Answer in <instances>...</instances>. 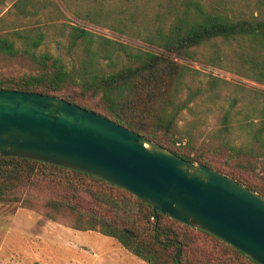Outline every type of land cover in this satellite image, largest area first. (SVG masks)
Listing matches in <instances>:
<instances>
[{
  "label": "trees",
  "instance_id": "trees-1",
  "mask_svg": "<svg viewBox=\"0 0 264 264\" xmlns=\"http://www.w3.org/2000/svg\"><path fill=\"white\" fill-rule=\"evenodd\" d=\"M58 2L62 8L54 0L9 6L0 0V54H20L32 69L0 74V89L52 95L91 110L264 198V179L255 172L257 160L264 161V92L211 75L200 81L197 70L178 61H198L264 85V0ZM63 11L145 48L59 21L66 18ZM183 109L190 118L179 125ZM213 113L217 120L206 125ZM197 137L211 147L197 149ZM220 151L233 158L231 167L216 164L211 155ZM2 202L111 237L145 264H258L120 187L50 163L0 157Z\"/></svg>",
  "mask_w": 264,
  "mask_h": 264
},
{
  "label": "water",
  "instance_id": "water-1",
  "mask_svg": "<svg viewBox=\"0 0 264 264\" xmlns=\"http://www.w3.org/2000/svg\"><path fill=\"white\" fill-rule=\"evenodd\" d=\"M0 157L73 169L264 264V198L102 115L56 96L0 89Z\"/></svg>",
  "mask_w": 264,
  "mask_h": 264
},
{
  "label": "rangeland",
  "instance_id": "rangeland-1",
  "mask_svg": "<svg viewBox=\"0 0 264 264\" xmlns=\"http://www.w3.org/2000/svg\"><path fill=\"white\" fill-rule=\"evenodd\" d=\"M13 1L5 0L6 6ZM54 1L61 7L58 0ZM63 12L66 18L59 21L78 23L88 30L111 39L145 48L136 39H129L110 29L75 19L67 12ZM39 48L43 49L42 46ZM49 51L56 53L54 45H49ZM178 61L197 70L199 72L197 77L200 81H203L206 75H211L264 92V85L230 71L198 61ZM31 70L30 64L20 54L14 57L0 54V74L17 76ZM184 93L181 94L182 97ZM189 118V113L183 109L180 112L178 124L182 125L183 121ZM216 120L217 114H210L205 124L211 125ZM208 127L204 128L203 136ZM194 144L200 151L211 147L207 141H203V137H197ZM211 156L217 165L231 167L234 163L233 158L223 151ZM255 172L264 179L263 160H257ZM33 261L39 264H145L116 244L110 237L91 230L78 231L53 223L39 212L21 208L15 202L0 203V264H29Z\"/></svg>",
  "mask_w": 264,
  "mask_h": 264
},
{
  "label": "crops",
  "instance_id": "crops-1",
  "mask_svg": "<svg viewBox=\"0 0 264 264\" xmlns=\"http://www.w3.org/2000/svg\"><path fill=\"white\" fill-rule=\"evenodd\" d=\"M108 237V236H107ZM111 238V237H110ZM112 239V238H111ZM114 241V240H113ZM115 242V241H114ZM116 243V242H115ZM117 244V243H116ZM31 263V262H30Z\"/></svg>",
  "mask_w": 264,
  "mask_h": 264
}]
</instances>
